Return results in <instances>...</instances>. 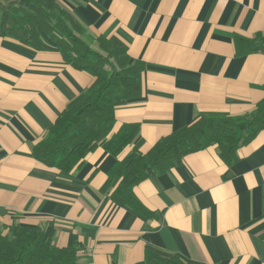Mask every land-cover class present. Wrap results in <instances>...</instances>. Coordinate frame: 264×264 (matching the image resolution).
<instances>
[{
	"label": "crops",
	"instance_id": "0c3cea01",
	"mask_svg": "<svg viewBox=\"0 0 264 264\" xmlns=\"http://www.w3.org/2000/svg\"><path fill=\"white\" fill-rule=\"evenodd\" d=\"M91 36L144 64L141 97L115 108L112 133L137 124L114 158L98 147L63 173L32 147L94 78L65 63L42 31V50L0 35V226L40 227L78 264H145L146 252L197 264H264V130L226 165L216 146L137 184L152 216L114 204L108 171L139 144L202 116L249 115L264 99V55H237L236 37L264 35V0H58ZM119 183L116 179L112 191Z\"/></svg>",
	"mask_w": 264,
	"mask_h": 264
},
{
	"label": "trees",
	"instance_id": "16d2710c",
	"mask_svg": "<svg viewBox=\"0 0 264 264\" xmlns=\"http://www.w3.org/2000/svg\"><path fill=\"white\" fill-rule=\"evenodd\" d=\"M55 44L65 63L94 78L93 84L67 104L43 139L32 147L41 164L69 173L85 156L100 147L117 158L138 134L137 124H123L112 133L115 108L141 97L144 64L131 61L125 47L91 36L58 0H0V35L34 50H42L40 32ZM237 55H264V35L236 37ZM259 42V43H257ZM97 46L96 50L92 46ZM264 130V99L246 116H202L159 139L145 154L139 144L108 171L102 192L117 206L143 218L152 216L133 193L140 182L161 176L179 166L191 153L216 146L228 166L238 160L237 150ZM118 185L110 191L114 180ZM0 226V264H78V248H60L40 227L14 225L4 233ZM145 264H197L177 256L146 252Z\"/></svg>",
	"mask_w": 264,
	"mask_h": 264
},
{
	"label": "rangeland",
	"instance_id": "374dc122",
	"mask_svg": "<svg viewBox=\"0 0 264 264\" xmlns=\"http://www.w3.org/2000/svg\"><path fill=\"white\" fill-rule=\"evenodd\" d=\"M92 47H93L94 49H96V50H98V51H99V49H98V48H96L97 46L93 45Z\"/></svg>",
	"mask_w": 264,
	"mask_h": 264
},
{
	"label": "water",
	"instance_id": "95a60500",
	"mask_svg": "<svg viewBox=\"0 0 264 264\" xmlns=\"http://www.w3.org/2000/svg\"><path fill=\"white\" fill-rule=\"evenodd\" d=\"M257 43H259V42H257Z\"/></svg>",
	"mask_w": 264,
	"mask_h": 264
}]
</instances>
